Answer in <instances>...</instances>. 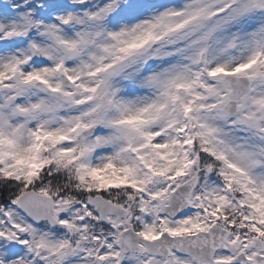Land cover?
Returning a JSON list of instances; mask_svg holds the SVG:
<instances>
[{
    "label": "snow or ice",
    "instance_id": "snow-or-ice-1",
    "mask_svg": "<svg viewBox=\"0 0 264 264\" xmlns=\"http://www.w3.org/2000/svg\"><path fill=\"white\" fill-rule=\"evenodd\" d=\"M0 264H264V0H0Z\"/></svg>",
    "mask_w": 264,
    "mask_h": 264
}]
</instances>
